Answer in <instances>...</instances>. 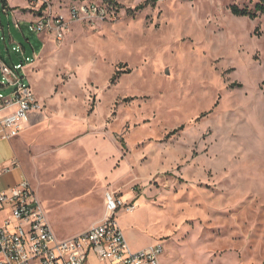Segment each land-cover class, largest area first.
<instances>
[{"label": "rangeland", "instance_id": "obj_1", "mask_svg": "<svg viewBox=\"0 0 264 264\" xmlns=\"http://www.w3.org/2000/svg\"><path fill=\"white\" fill-rule=\"evenodd\" d=\"M104 1L115 19L61 42L24 27L46 116L18 156L56 233L103 220L111 191L136 203L116 214L131 248L161 240L163 264H264V12L231 10L259 0Z\"/></svg>", "mask_w": 264, "mask_h": 264}, {"label": "built area", "instance_id": "obj_2", "mask_svg": "<svg viewBox=\"0 0 264 264\" xmlns=\"http://www.w3.org/2000/svg\"><path fill=\"white\" fill-rule=\"evenodd\" d=\"M47 1L29 0L33 15L26 27L56 42L65 39L72 20L94 16L115 19L117 14L113 5L104 0H66L65 10L59 11H53ZM9 10L7 0H0V13L8 14ZM12 23L7 25L10 34L7 44L5 26L0 19V40L6 42L8 52L19 57L10 62L0 51V137L6 139L19 135L31 113L44 107L26 72L39 55L30 38L26 37L32 47L31 54L13 37L12 26L23 31L21 19L13 15ZM135 207V202L108 191L103 220L61 237L50 223L30 180L24 177L0 191V212L8 211L0 223V264H163V241L132 249L125 237L116 214L120 209L132 211Z\"/></svg>", "mask_w": 264, "mask_h": 264}, {"label": "crops", "instance_id": "obj_3", "mask_svg": "<svg viewBox=\"0 0 264 264\" xmlns=\"http://www.w3.org/2000/svg\"><path fill=\"white\" fill-rule=\"evenodd\" d=\"M55 1L56 0H48L47 2H50L52 7H53ZM7 4L10 8L9 13L8 14H6L4 12L0 13V19L3 23V25L5 26V30H6V34H7V38H8L7 39V44H8V42L10 43V34L7 31L8 30L7 25H8V23H11L13 15H15L16 17L21 19L22 28H23V31H21V30H18L12 26L11 31H12L13 37H15L12 29L14 28L17 31H20L23 35H25L24 27L27 26V22L32 17L33 13L31 12L32 9L30 7L29 0H7ZM3 15L6 16L7 22H5L3 20V18H2ZM39 35L43 41L42 45L45 47V45H46L45 35L44 36H43V34H39ZM25 37H27V36H25ZM48 39H49V37H48ZM52 40H54V39H52ZM0 41H3V40H0ZM3 42L5 45V51H2V49L0 48V51L3 55V57L10 62L11 61H17L19 57L15 53L8 52L6 42L5 41H3ZM9 54H11V56ZM38 60H39V58H38ZM38 60L27 66V68H26L27 77H28L29 71H34L36 75L39 74V71H41V70L37 71L38 65H39ZM28 79H29V77H28ZM33 89L35 90L34 87H33ZM35 92H36L38 98L43 102L44 101L43 98L45 96V89L42 92L43 93L42 95L39 94L36 90H35ZM44 106H45V104H44ZM45 116H46L45 111L43 109L40 111H34L33 113H31L29 121L25 123L24 128L20 133L22 135L19 134L20 136L17 135L13 138H10V139L0 137V191L5 190V189L9 188L10 186L19 183L24 177H27L23 163H22V160H20L19 156H18L19 155V148L21 146H23L24 142L27 141V139H28L27 137L29 135H31L32 131L38 126L40 121H44ZM7 212L8 211L0 212V223L2 222V219L7 214ZM65 236H68V235H65ZM65 236H61V237H65Z\"/></svg>", "mask_w": 264, "mask_h": 264}, {"label": "trees", "instance_id": "obj_4", "mask_svg": "<svg viewBox=\"0 0 264 264\" xmlns=\"http://www.w3.org/2000/svg\"><path fill=\"white\" fill-rule=\"evenodd\" d=\"M46 6V3L43 4V7ZM231 10L233 13L237 14V15H248L250 17H256L257 16V12H264V0H259L255 6L253 10H250L246 7H239L238 5H232L231 6ZM118 74V71H116L113 75V79L116 77V75ZM123 142V140H121Z\"/></svg>", "mask_w": 264, "mask_h": 264}, {"label": "water", "instance_id": "obj_5", "mask_svg": "<svg viewBox=\"0 0 264 264\" xmlns=\"http://www.w3.org/2000/svg\"><path fill=\"white\" fill-rule=\"evenodd\" d=\"M167 72H169V71L167 70Z\"/></svg>", "mask_w": 264, "mask_h": 264}]
</instances>
